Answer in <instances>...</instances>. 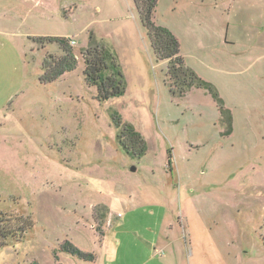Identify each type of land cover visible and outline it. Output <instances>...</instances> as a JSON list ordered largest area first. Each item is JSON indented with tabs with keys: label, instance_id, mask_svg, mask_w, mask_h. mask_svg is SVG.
<instances>
[{
	"label": "rangeland",
	"instance_id": "374dc122",
	"mask_svg": "<svg viewBox=\"0 0 264 264\" xmlns=\"http://www.w3.org/2000/svg\"><path fill=\"white\" fill-rule=\"evenodd\" d=\"M155 23L218 100L172 95L133 0H0V220L13 232L0 264H264V0H159ZM48 36L72 38L79 60L53 83L42 62L62 50L34 41ZM92 36L124 96L99 102L86 83ZM114 113L141 133L142 158Z\"/></svg>",
	"mask_w": 264,
	"mask_h": 264
},
{
	"label": "trees",
	"instance_id": "16d2710c",
	"mask_svg": "<svg viewBox=\"0 0 264 264\" xmlns=\"http://www.w3.org/2000/svg\"><path fill=\"white\" fill-rule=\"evenodd\" d=\"M133 1L143 25L148 29L157 58L167 65L166 83L172 95L185 97L191 89L198 88L207 89L218 100L217 92L214 91L212 84L200 79L187 67L185 59L181 55L180 42L175 35L167 28L155 23V12L159 0ZM34 41L44 51L56 44L62 50V56L60 57L45 55L46 58L42 62L41 82H56L64 74L77 68L79 60L72 44L74 41L72 38L48 36L36 38ZM80 54L85 64L84 79L90 87L96 88L99 102H107L126 94V83L122 69L116 57L102 42L92 36L88 47L82 49ZM112 116L118 128L117 140L119 144L133 159L142 158L146 153L147 144L141 133L132 124L124 122L118 113H114ZM3 222V219L0 220V241H2L0 247L6 243L7 237L13 234L11 230L8 232L7 229L1 226ZM63 247L64 250H68L72 255L79 258L95 260L92 253H85L70 242H66Z\"/></svg>",
	"mask_w": 264,
	"mask_h": 264
},
{
	"label": "water",
	"instance_id": "95a60500",
	"mask_svg": "<svg viewBox=\"0 0 264 264\" xmlns=\"http://www.w3.org/2000/svg\"><path fill=\"white\" fill-rule=\"evenodd\" d=\"M135 170V169H134Z\"/></svg>",
	"mask_w": 264,
	"mask_h": 264
}]
</instances>
